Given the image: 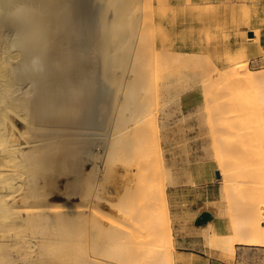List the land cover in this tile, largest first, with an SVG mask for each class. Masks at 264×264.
<instances>
[{
  "label": "bare ground",
  "instance_id": "6f19581e",
  "mask_svg": "<svg viewBox=\"0 0 264 264\" xmlns=\"http://www.w3.org/2000/svg\"><path fill=\"white\" fill-rule=\"evenodd\" d=\"M194 1L0 0V264H175L171 223L165 221L159 225L149 219L147 209L141 212L134 208L135 202L146 207L158 203L165 214L170 212L167 192L157 196L148 192L147 182H144L151 173L148 168L144 167L147 170L143 175L140 172L142 181L118 204L129 220L125 226L116 225L113 221L106 223L98 214L101 207L97 204H93L91 209L85 206L84 210L81 207L74 210L70 203L50 202L46 184L48 171L72 165L76 157L74 153L97 154L92 150L94 133L103 135L101 140L107 157H114L117 153L121 156L124 153L123 157H127L133 151L136 154L141 146L144 148L140 154L150 155L148 145L140 146L138 139L148 142L150 136L154 137L160 130L156 111L158 97L165 91L175 98H182V101L190 98L183 94L193 84L185 79V74L188 67L193 69L195 65H192L196 63L192 58L195 53L191 57L190 51L173 52L168 59L173 63V68L170 66L172 73L162 85H158L156 73L163 66L160 63L163 57L160 49L158 52L154 48V31H149L152 33L150 36L145 27L169 22L193 26L222 22L224 13L218 7L194 5ZM198 1L203 3L206 0ZM155 3L182 6L156 11L153 9ZM181 31L184 35L196 33L193 28ZM253 31L255 34L249 37L245 51H263L261 30L255 28ZM217 38L218 34H215L214 40ZM149 41H153V47L147 48L146 42ZM181 42V39H174L176 44ZM193 46L194 42H190L186 48ZM247 62L236 63L234 72L238 75H233L229 67L218 75L206 72V75H201L203 78L200 76L203 86H214L224 77L236 89L249 86L257 95L259 93L260 100L256 104L253 96L254 104L251 101L253 105L250 106L263 108L264 112V71L251 68ZM205 69L208 71V67ZM239 71L243 74L239 75ZM176 79L179 85L172 87ZM220 84L215 85V91H202L207 107L212 100L223 101L233 97L230 91L232 96L225 98L229 90H225L223 95L224 90L222 92L219 87H229L225 83V87ZM231 89L234 90L233 87ZM224 110H221L223 114ZM259 117L262 120L260 115H256L257 119ZM238 121L230 122L222 132H218L222 133L221 140L218 139L219 134L212 140L215 152H218L220 181L226 194L244 195L245 186H248L256 191L263 207L259 206L258 212H253L246 223L241 219L232 223L231 231H205L208 243L216 245L227 256L235 254L237 242L264 244V120L262 123L257 121L260 124L253 126L255 128L250 124V128L246 124L243 126ZM227 130L237 131L240 136L238 149L243 155V161H239L240 174L235 169L237 165L226 163L227 155L222 154L236 146L234 141L224 137ZM217 131L213 133L217 135ZM160 150V146L156 147V151ZM235 209L237 206L229 208L231 220L236 214ZM233 219L239 218L236 219L235 215Z\"/></svg>",
  "mask_w": 264,
  "mask_h": 264
},
{
  "label": "rangeland",
  "instance_id": "374dc122",
  "mask_svg": "<svg viewBox=\"0 0 264 264\" xmlns=\"http://www.w3.org/2000/svg\"><path fill=\"white\" fill-rule=\"evenodd\" d=\"M197 4H201L204 7H218V9L224 13L222 22L219 21L218 23H213V25H211V23H207L205 25L202 24L203 26L200 24H194L193 26V24L190 23L181 25L177 22H169L168 24H164L161 26L155 23L157 27L154 24L153 26L152 24L147 25V27H155L156 31L154 30V28L151 29L152 27H150L151 30L145 27V31L148 32L147 34H150V36L152 33H150L149 31H154V37L152 35V37L155 38V42L152 41L154 43L153 45H155L154 48L157 49L158 52L161 51V58L163 57L165 59L166 57H168L167 59H165L166 63H170V60L168 59L171 56L170 54H172L173 52V54H176L177 52L179 53L190 51L192 52L190 56L192 57V55H194L195 53L194 57L192 58H195V60H197V62H195V60L194 62L192 61L193 63L198 64L199 60L200 66H203V64L208 65V71H206L205 69L207 67H200L199 65L197 66L192 62V67L195 65L197 67V70L195 69V66L193 69L190 66L188 67V73L185 74V79H187L190 84H193L189 87V89L185 90L183 94L184 96L191 97V101L189 103H186V100L182 101V98H175L171 95L170 92L165 93V91L162 92L158 97V100L159 98L160 100L159 104H156V111L158 122L160 121V130L157 131V135L155 134L154 137L150 136L148 142L147 140L141 141L138 139L139 142L141 141L140 143L138 142L140 146L141 144H143L145 147L148 145V147L150 148V150L148 149V151H150V155L148 156L143 153L140 154L139 151H143V146H141L140 150L136 148L138 150L136 154H140V157L138 155L136 157L135 151H133L134 153H132L131 155L128 154L130 158L129 156L123 157L124 153H121L122 156L120 155V153H117V155H115L114 157H107V155L105 154L104 143L101 140L103 135L94 133L93 137L95 142L92 145V150L97 153L96 155L86 152L83 153V155L82 153H74L76 157L74 156L72 165L61 167V169L59 168L58 170L50 169L48 171L49 177L47 176L48 178L46 184L47 198L50 202L70 203L72 204V206H74V210L80 207L84 210L85 206L86 209L87 207L91 209L93 207V204H97L99 207H101V210L98 212V214L106 223H109V221H113L116 225L125 226L126 222H128L129 220L127 217H125V214L122 212V210L119 209L120 206L118 204H120L122 200L127 196V194L131 193L133 189H135L134 187L137 186L140 181H142L141 176L147 170L146 168H148L149 172H151L152 174L150 173L149 175H147L146 181H144L147 182V190H150L148 192L154 194L155 196L161 194L162 192H167L170 212L168 215L165 214V212L162 211V207L158 203H152L148 205V208L145 205L141 204V202H135L134 208L138 211L140 210L141 212H144L147 209L150 213L149 219H151L155 223H159V225L165 221H169L171 223L174 228L173 246H175V264H186L193 261V259L189 257L191 253L183 254L180 251L184 248L203 254L206 257L219 255L232 259L236 258L237 255L239 256L241 264H264V246H252L250 245L252 243L241 242L238 244L239 247L235 248V254L233 255L234 257L232 255L230 256V254H228L227 256L224 255L216 245L212 246L206 240L205 231L214 229L211 224L205 222L198 228L195 226V217L203 210H211L214 213L213 219H220L225 229L231 231L232 223L239 222L240 219L242 220V222L246 223L250 220L253 212H258L257 208L259 206L263 207V204L257 198L256 191L250 190L248 186H245V189H247L246 191H244L246 195H233L232 192L226 194L223 191L222 182L220 181L221 174H217V172L219 171V158H217L218 156L216 153L218 152H215L216 147L213 144V141L215 140L213 138L215 136L218 137V132H222L223 128H226L232 121L235 122L239 120L242 125L246 124L249 128L250 126L251 128L253 126L256 127V124H258V122H263V108H254L255 105L250 106V104H252L251 101L253 102V104L254 101L256 102V104L257 101L260 102L259 93L257 95V92H255V90H253L254 92L250 90L249 86L243 87V89L245 90L244 92L243 89H236L233 85L232 87L234 88V90H236L237 92L239 91V93L235 94V91L231 89V85L228 84V80H226V78L224 77V79H220L222 82H217L218 85L219 83H221L220 86L223 85L225 87V83L227 87H229H219L220 90H224V94H222L225 95V90H229V95H225V98L228 96H232L233 94V97L234 95H237V100H239L237 101L235 99L236 97L234 99H232L233 97H229L228 99L226 98L227 100L223 97L225 99L223 101L225 102H223L222 99H220L221 101L212 100L208 103L207 107L202 91L205 90L207 91V93L209 90L215 91V85L217 83L214 86L209 85L208 87H205L203 86V81L201 79L203 78L202 76L206 75L207 73L218 75L225 69L227 70L228 67L229 69H232L231 72L233 73V75H238V72H234L236 68L235 66L237 65L236 63L246 60H248L247 63L251 68H254L256 70L259 69L261 70V72L264 71V50L251 52L247 49L245 51V45L249 40V37H253V35L255 34L252 33L251 36L250 32L255 28L264 30V22H262L264 21V0H206L203 3L195 0L194 5ZM212 4H217V6ZM181 6L182 5L179 4L158 5V3H155L153 5V9L158 11L161 8L176 9L180 8ZM191 27L196 32L194 35H184L182 33L181 30L192 29ZM157 28L159 32L157 31ZM163 32L166 33L164 34ZM215 34H218V38L214 40ZM164 35L165 37H162ZM223 37H225V39ZM176 38L181 39L182 42L180 44L174 43V39ZM152 42L149 41L150 44L146 42L148 45H146L147 48H150L151 46L153 47V45H151ZM190 42H194V46L193 48L188 49L186 48V45H188V43ZM214 45H216V48L214 47ZM158 49H160V51ZM173 50H176V52ZM166 53L168 54L166 55ZM237 54L241 55L238 56ZM227 55H229V57ZM231 56L234 58V60L231 58ZM227 57L230 60L232 59V62L229 61ZM239 57L241 58L238 60ZM163 58L162 60L160 59V61H162L160 63L163 66L161 69H159L160 71H162V73L159 72V70V73H156L157 76H159H156L157 78H159L157 79L159 80L158 85H162L164 83V80L166 81L167 76L169 77L171 75L170 73H172L173 68V63H170V65H168L164 63L165 60ZM218 66L220 70L217 69ZM198 67L200 68L198 69ZM203 68L204 70H202ZM166 70H169L170 72H167ZM165 73H167L168 75H164ZM242 74L239 71V75ZM192 75L195 76L196 79ZM157 80L155 79V81ZM175 82H177V84ZM175 82L172 87L179 85V81H177V79ZM218 90L219 89H217V91ZM230 91L232 92V94H230ZM249 91H252L250 92L251 94L248 93ZM253 93L256 94L257 98ZM246 97L248 98L246 99ZM252 97L254 98V101L252 100ZM212 107L217 108L214 109ZM238 107L240 108V110ZM223 108H226V111ZM243 109L245 110V112ZM255 109L258 110V113H260L258 114ZM218 110L220 111V113ZM221 110H224V114ZM253 113L256 114L254 115ZM215 114H217V117L215 116ZM256 115H260L262 120H259L260 117L257 119ZM225 116L228 117L226 118ZM232 116L235 118L233 119ZM221 125L226 126L222 127ZM212 130H218L217 135L214 134L215 131ZM230 131L231 130H229V132ZM229 132L227 130L224 134V137L226 138L227 136L228 140L234 141L236 146L233 148V150L228 151L226 150V147H224L223 151L226 150V152H222V154H224L225 156L227 155V159L225 158V156H223V159L225 158L224 160L226 163H232L233 165L236 164L237 166H235V169L237 172H239L241 171V162L239 161L240 159H242L241 161H243V155L241 156V154L239 153L240 150L238 149L240 136L237 131L234 132L232 130V133L230 132V134ZM220 134L218 139L221 140ZM135 142L137 143V139ZM138 144H136V146ZM158 146L161 147L160 151H156V147ZM235 153L239 155L238 158H236L237 154ZM133 154H135V156ZM80 156L81 158L78 159ZM111 158H113V160ZM233 158L235 159V161H233ZM78 162L80 165L78 164ZM143 164L149 166H143ZM140 172H142V175ZM155 172L158 175L155 174ZM161 174H163L164 176ZM165 174H167V176ZM234 205L237 206V209H235L236 219L239 218L237 220L233 219L235 215L232 216V220L231 216H229V208L236 207ZM249 209L251 210L250 212ZM240 210H243V212H240ZM216 212L218 214H215ZM130 229L132 228L130 227Z\"/></svg>",
  "mask_w": 264,
  "mask_h": 264
},
{
  "label": "crops",
  "instance_id": "0c3cea01",
  "mask_svg": "<svg viewBox=\"0 0 264 264\" xmlns=\"http://www.w3.org/2000/svg\"><path fill=\"white\" fill-rule=\"evenodd\" d=\"M249 31H251V30H249ZM252 33H254L253 30H252ZM260 40H261L262 45L264 47V30L263 29H261V37H260ZM190 101H191V97L188 98L185 102L186 103H189ZM205 222L211 224L214 227V229H216V230H218V231H220L222 233L228 232V230L225 229V227L222 225L223 223L221 222L220 219H213V217H212L210 220H207ZM205 222H203V223H205ZM203 223H200V224L195 223V226L198 228ZM239 243H241V242H237L235 247H239L238 246ZM250 245H252V246H258V247L264 246V244H250ZM180 251L183 254L191 253L189 255V257L191 259H193V261L188 262L186 264H241L240 263L239 256H237V255H236V258H232V259L230 258L229 259V258H226L224 256H219V255H217V256H209V257L207 256L206 257L203 254H200V253L195 252L193 250H189L187 248L181 249Z\"/></svg>",
  "mask_w": 264,
  "mask_h": 264
},
{
  "label": "water",
  "instance_id": "95a60500",
  "mask_svg": "<svg viewBox=\"0 0 264 264\" xmlns=\"http://www.w3.org/2000/svg\"><path fill=\"white\" fill-rule=\"evenodd\" d=\"M250 35H252V31L250 32ZM217 174H220V172L218 171ZM213 216H214L213 211L203 210L195 217V223L197 224L203 223L207 220H210Z\"/></svg>",
  "mask_w": 264,
  "mask_h": 264
}]
</instances>
